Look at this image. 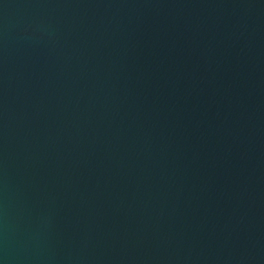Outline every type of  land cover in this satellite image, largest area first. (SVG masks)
I'll return each instance as SVG.
<instances>
[{
	"label": "water",
	"instance_id": "water-1",
	"mask_svg": "<svg viewBox=\"0 0 264 264\" xmlns=\"http://www.w3.org/2000/svg\"><path fill=\"white\" fill-rule=\"evenodd\" d=\"M0 264H264V0H0Z\"/></svg>",
	"mask_w": 264,
	"mask_h": 264
}]
</instances>
